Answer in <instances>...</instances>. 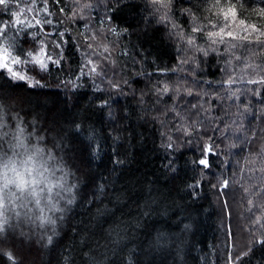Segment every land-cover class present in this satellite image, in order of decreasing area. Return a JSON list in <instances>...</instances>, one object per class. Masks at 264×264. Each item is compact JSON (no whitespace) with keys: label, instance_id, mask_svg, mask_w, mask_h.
Wrapping results in <instances>:
<instances>
[{"label":"trees","instance_id":"trees-1","mask_svg":"<svg viewBox=\"0 0 264 264\" xmlns=\"http://www.w3.org/2000/svg\"><path fill=\"white\" fill-rule=\"evenodd\" d=\"M232 3L220 0L202 17L200 0H173L167 26L145 0L0 7V27L15 24L13 13L24 22L8 32L13 54L43 45L60 58L57 66L44 57L43 72L13 66L32 77L27 83L0 75V161L11 158L23 171L33 155L35 167L44 164L45 176L63 185L41 193L40 208L55 225L39 226L31 197L35 222L13 219L9 200L0 264H264V84L248 83L264 78V46L256 43L264 40V0H241L243 9L225 16ZM209 21L212 46L227 47V57H202L181 42L190 26ZM172 25L183 32L170 36ZM193 35L208 48L206 33ZM88 60L98 75H80ZM228 79L237 82L222 83ZM35 81L40 86H30ZM20 129L25 148L14 147ZM48 196L62 211L49 210Z\"/></svg>","mask_w":264,"mask_h":264},{"label":"snow or ice","instance_id":"snow-or-ice-1","mask_svg":"<svg viewBox=\"0 0 264 264\" xmlns=\"http://www.w3.org/2000/svg\"><path fill=\"white\" fill-rule=\"evenodd\" d=\"M56 2H59V0H56ZM118 2H122V0H118ZM189 3L192 2V0H188ZM145 3H151L152 5V11L154 15H157V22L163 23L166 26L171 22V15L170 8L173 3V0H145ZM200 3L203 5H206L203 10L199 7L196 8L197 12L201 13V16L203 17V14L205 12L210 11L212 8H215L219 6L220 0H216L215 3L212 2V0H200ZM237 6H239L240 9H243V3H241V0H235V3H232L230 8H228L225 11V16H227L228 11H232L233 14H235V10L237 9ZM0 7L3 8H10L11 7V0H0ZM90 7V5H89ZM63 9H61L62 11ZM184 13H188L190 15H195L192 13L191 8H187L183 10ZM175 15H180L181 10L179 8L176 9ZM15 15V24L14 25H8L3 24L2 27H0V75H3L5 78L11 79V81H17V82H25L32 80V77H25L21 74V72L14 71L13 66L16 65H24V64H32L38 67V71L43 72L48 70V62H51L54 65L59 66L60 65V58L53 60L52 56L48 54L45 51V48L43 45L38 47L35 51L27 50V49H20L19 52L16 54H13L12 51H10V48L14 47V42L11 41L8 32L10 28L16 27L17 25H21L24 22L20 19V15L17 13H13ZM262 15H264V12H262ZM83 18V17H82ZM45 23H51V21L45 20ZM40 20H36L35 24H27L25 27H36L40 25ZM209 26L212 28H215V24H211V21H209V25H205L204 27H193L190 26L187 38L180 36V40L182 43L185 44L186 48L194 49L195 51L199 52L202 57H206L209 54H215L217 56L224 55L227 57L229 55V49L225 47L223 53L220 52L219 49L213 47L212 45H215L217 43V40L211 39L212 37H215L217 35L214 31H208ZM87 27V25H86ZM254 27V26H253ZM178 26L172 25V30L169 31L170 36H178L179 32H183V29H178ZM110 32H114L113 29L109 28ZM224 29L221 28L220 32L223 33ZM194 33H199V38L201 40H204V34L206 33L209 37L208 40H204V43L208 44V48H199L196 45V39L197 37L194 36ZM114 34H122V33H114ZM227 36L231 39L235 40L236 37L233 36L232 32H227ZM33 37L35 38V34H33ZM86 39H88L86 37ZM245 40H247V36L244 37ZM220 43H225V40L223 36L220 37L219 40ZM249 43H252L251 41ZM256 43H259L260 45L264 46V40L256 41ZM54 47H58V45H54ZM87 47L91 48L92 45L88 44ZM233 48L236 47L235 44L232 45ZM86 55H89L86 53ZM44 57H47V61ZM23 58V59H22ZM236 59H239V57H236ZM182 64L184 61L181 62ZM195 60H193V64H195ZM93 62L92 60H88L87 64H85L84 68L78 69L80 75H93L97 73V68L95 66H91ZM231 64V60H226L225 67L227 68L228 65ZM85 68L88 69V71H85ZM193 71L195 68L192 69ZM237 81L235 79H228L227 81H222V83H227L228 85H232L236 83ZM248 83L251 84H264V78L261 80H249ZM30 86H40L39 81H35L33 85ZM169 91L168 86L165 84L163 88V93L167 94ZM176 92H179V89L177 88L175 90ZM187 95H192L193 93L190 90H186ZM256 94L258 95L259 92L257 90ZM238 98V97H237ZM193 108L196 107V105H192ZM3 125L0 124V128H2ZM21 136L15 137L16 144L14 147L16 148H25V142L22 139V133L23 129H20ZM0 143H2V138H0ZM211 146L208 147L207 151L211 152ZM42 152V149H36V155H39ZM51 159V157H49ZM35 160L33 158V155H28L25 160L21 162L23 171H20L17 168L16 161L9 158L6 161H0V235H3L7 229V226L9 225V200L11 201V211L13 213L12 218L15 219L17 217L23 216L27 220L31 222H35L32 219L31 210L28 207L29 201H27V197H31L32 200L35 202V206L39 208L40 215L36 216V219L38 220H46L48 217L43 215L44 209L40 208L41 205V193L45 190L48 193H51L54 187H63V185L59 182L53 183L48 179V177L45 176V172L49 171V169L44 165L41 164L40 168L35 167ZM199 164L203 166H208L207 159H201L199 160ZM40 169H43L41 171ZM11 173V175H10ZM41 184L45 185V188L39 187ZM224 187H228V181L225 180L223 182ZM65 191L70 192L71 189L67 188ZM48 203L50 205L49 210H55V211H62L56 203L52 202V197H47ZM251 202V201H250ZM68 204L73 203L72 199H69L67 201ZM23 210V211H21ZM49 223L52 225H55V220H49ZM53 234H55V230L53 229ZM52 237H48L49 243L51 242ZM259 243H264V240L258 241ZM9 258H11L10 253L8 254ZM240 258V254L237 253L236 259L238 260ZM230 264L232 262L230 261Z\"/></svg>","mask_w":264,"mask_h":264},{"label":"clouds","instance_id":"clouds-1","mask_svg":"<svg viewBox=\"0 0 264 264\" xmlns=\"http://www.w3.org/2000/svg\"><path fill=\"white\" fill-rule=\"evenodd\" d=\"M17 168H18V167H17ZM56 188H59V187H54L51 193H53L54 190H55ZM43 215H45L46 217H48V219L43 220V221H42V220H39V226H41V227H43V226H45V225H48V224H51V223H49V220H55V219H53L52 217H50V216H49L48 214H46V213H43ZM55 223H56V221H55Z\"/></svg>","mask_w":264,"mask_h":264},{"label":"rangeland","instance_id":"rangeland-1","mask_svg":"<svg viewBox=\"0 0 264 264\" xmlns=\"http://www.w3.org/2000/svg\"><path fill=\"white\" fill-rule=\"evenodd\" d=\"M108 58V57H107ZM107 62L109 61L108 59L106 60ZM109 64V63H108Z\"/></svg>","mask_w":264,"mask_h":264}]
</instances>
